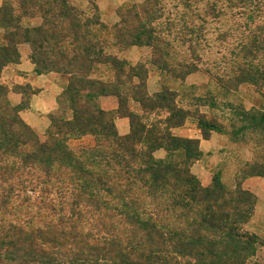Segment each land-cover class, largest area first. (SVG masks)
I'll list each match as a JSON object with an SVG mask.
<instances>
[{"label":"rangeland","instance_id":"obj_1","mask_svg":"<svg viewBox=\"0 0 264 264\" xmlns=\"http://www.w3.org/2000/svg\"><path fill=\"white\" fill-rule=\"evenodd\" d=\"M16 1L3 0L0 7H15ZM68 1L81 13L80 18L99 19L105 26L104 31L97 32V37L107 41L105 51L108 56L125 61L128 66L138 67L133 69L138 77H132L131 72L127 78L123 74L118 76L110 64L106 67L98 64L90 75L92 78L116 84L118 76L124 86L144 82L147 95L152 99L157 94H174L175 105L185 110V116L183 124L172 128L170 132L181 138L192 139L194 143L190 144L189 157L184 155L183 148L177 147L171 151L170 159L178 168L185 167L187 174L192 175L202 187H214L215 181H218L232 195L239 190L244 191L243 197H247L249 203L245 222L240 226L244 232L252 235L254 243L249 245L243 264H264V119L260 118L264 114V85L248 80V73L254 69L264 71V49L259 48L261 39L264 40V0ZM15 14L18 12L15 11ZM136 14L140 21L134 20ZM41 21L40 15L35 14L24 18L22 25L32 30L39 27ZM143 23L145 30L149 27L154 30L152 36L157 38L154 47H158L159 52L148 44H117L116 33L120 31L122 35L130 26L142 27ZM11 30V27H0V46L6 43L4 34ZM255 42L258 47L254 46ZM21 44L28 45L29 59L34 65L31 60L32 44L19 43L17 52ZM160 52L165 53L163 62L157 61ZM14 63L2 67L0 85L4 86L6 101L11 107L16 109L24 105L25 108L31 89L27 85L10 87L11 83L5 81L6 72L3 73L6 66ZM15 71L11 70L6 75L16 74ZM46 72H55L64 80L58 109L49 116L47 128L42 133L37 132L18 112L30 130L29 138L33 137L38 142L49 140L51 132L52 137L59 138L55 134V125L72 116L68 109L70 103L64 96L68 76L53 70L40 73ZM11 90L20 91L22 99L19 104H14L8 98ZM98 104L114 117L115 128L120 136L130 133V121L128 116L122 115L124 111L146 116V120L153 122L163 121L166 116L172 115L166 108L146 111L137 105L132 106L131 101L129 111L123 110V103L119 110L115 95L100 96ZM163 126L160 124L159 128ZM13 129L21 130L16 126ZM22 129L26 132V128ZM95 143V136L90 133L69 136L66 145L77 156L81 171L66 161L53 162L49 167L52 168L51 173L46 175L43 172L46 167L44 163H35L30 168L15 155L0 153V264H17L5 259L4 255L12 258L17 254L30 253V244L37 249L35 256L40 254V249H45L50 255L55 251L60 252L61 256L56 257L69 260L76 258L79 264H94L96 260L99 264L110 262L111 253L106 250L96 254L95 248L103 247L106 243L108 247L113 231L120 228L129 232L133 225L115 215L112 210L95 211L93 205L87 202L88 199L108 201L110 195L101 191L97 196L87 188L84 192L74 188L78 182L94 184L100 175L102 178L108 176L109 171L102 160L95 164L87 156L84 157ZM152 155L153 159L166 161L169 157L164 148L154 150ZM90 172L93 174L90 175ZM176 177L174 181L178 180ZM171 187L176 193L172 198L177 200L182 186H174L172 182ZM146 190V187H142L138 195L144 202L139 209L140 216H149L152 219L148 220L155 225H163L167 221H157L156 201ZM164 196H167L166 199L158 200H169L171 195L167 192ZM239 196L242 197L241 194ZM74 202L80 204L76 209L71 207ZM157 209L161 213L160 217L170 218L169 223L173 227H183V222L177 220V210L171 212L161 206ZM70 221L74 228L70 227ZM79 234L84 236L80 237ZM5 237L15 243L16 249L3 244ZM117 259L113 257L112 261ZM189 259L179 258L177 264L194 262V259Z\"/></svg>","mask_w":264,"mask_h":264},{"label":"trees","instance_id":"obj_2","mask_svg":"<svg viewBox=\"0 0 264 264\" xmlns=\"http://www.w3.org/2000/svg\"><path fill=\"white\" fill-rule=\"evenodd\" d=\"M35 14L42 18L41 25L32 30L23 27L22 20ZM79 16L82 17L81 13L68 0H17L15 7H0V27L13 29L4 34L6 43L0 46V71L3 66L17 61L19 43H31V60L36 72L53 70L68 76L64 96L70 103L68 109L72 113L71 118H64L61 124L55 123V134L59 138L52 137L51 132L49 140L38 142L33 137L29 138L30 130L18 116L24 105L16 109L11 107L6 101L5 88L0 85V153L13 154L30 168L35 163H44L45 175L51 173L52 168L49 167L53 162L66 161L81 171L78 158L68 149L66 141L69 136L87 133L95 136V146L88 149L84 157L87 156L95 164L102 160L109 171L108 176L102 178L100 175L94 184L78 182L74 188L80 192L87 191V188L97 196L101 191L110 195L108 201L88 199L87 202L93 205L95 211L112 210L115 215L133 225L129 232L120 228L113 231L108 247L106 243L103 247L95 248L96 254L106 250L112 254L108 264H177L179 258L194 259L189 264H243L249 245L254 243L252 235L244 232L240 226L247 214L248 201L247 197H243L244 191L239 190L232 195L218 181H215L214 187H202L192 175L187 174L185 167H177L170 159L171 151L181 147L185 151L184 155H187L191 153L190 144L194 143L192 139L181 138L170 132L172 128L183 124L185 110L177 108L173 93L157 94L152 99L147 95L144 82L124 86L118 76L123 74L129 78L132 72V77H138L133 72L138 67L128 66L125 61L108 56L105 51L107 41L97 37V32L104 31L105 26L99 19H82ZM134 20L140 21L137 14ZM141 26H130L122 35L120 31L116 33L117 44H148L159 52L160 49L154 47V40L157 41L152 36L154 30L151 27L145 30L144 23ZM254 46L258 47L257 42ZM259 48L264 49L262 39ZM164 55L160 52L157 61L163 62ZM98 64H104L105 67L110 64L118 73L116 84L90 76ZM248 80L264 85V71L254 69L248 73ZM103 95L117 96L119 110L123 103V110L129 111L131 101L132 106L137 105L146 111L166 108L172 115L166 116L163 121L153 122L146 120V116L124 111L122 115L128 116L130 121V133L120 136L115 128L114 117L99 107L98 98ZM260 118L263 120L264 114ZM160 124L164 126L159 128ZM13 126L22 131H15ZM149 148L151 150L147 151ZM158 148L167 151V161L153 159L152 152ZM194 158H197V153ZM175 176L178 180L174 181ZM172 182L174 186H182L177 200L172 198L176 194L172 191ZM142 187H146V193L156 201L157 221H167L163 225H155L148 220L152 219L149 216H140L139 209L144 202L138 195ZM8 190L12 191L10 187ZM167 192L171 195L169 200H158L166 199L167 196H162ZM78 204L74 202L70 206L76 209L80 206ZM160 206L171 212L177 210V220L183 222V227L175 228L169 223L168 216L160 217L161 213L157 209ZM69 225L74 228L71 221ZM83 234L89 236L88 233ZM5 239V246L16 249L13 241L7 237ZM29 247L30 253L4 257L17 264H79L76 258L69 260L56 257L61 254L57 251L50 255L45 249H40V254L35 256L37 249L31 244ZM113 257L118 259L112 261ZM94 264H99L98 260Z\"/></svg>","mask_w":264,"mask_h":264},{"label":"crops","instance_id":"obj_3","mask_svg":"<svg viewBox=\"0 0 264 264\" xmlns=\"http://www.w3.org/2000/svg\"><path fill=\"white\" fill-rule=\"evenodd\" d=\"M3 0H0V6ZM33 21V20H32ZM34 21L33 23H35ZM32 23V24H33ZM18 60L3 69L6 83L10 87L14 85H27L31 89L25 108L19 111L22 119L31 126L32 129L42 133L49 125V116L58 109V98L64 88V80L55 72L37 74L34 65L29 59V47L21 44L18 47ZM12 75H6L9 71H14ZM9 77V78H7ZM8 98L14 103L19 104L22 96L20 91H9Z\"/></svg>","mask_w":264,"mask_h":264}]
</instances>
